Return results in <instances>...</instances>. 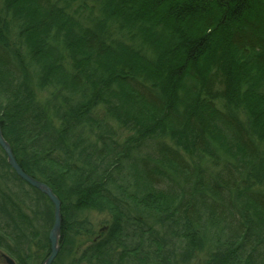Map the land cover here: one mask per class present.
I'll return each instance as SVG.
<instances>
[{
  "label": "trees",
  "instance_id": "obj_1",
  "mask_svg": "<svg viewBox=\"0 0 264 264\" xmlns=\"http://www.w3.org/2000/svg\"><path fill=\"white\" fill-rule=\"evenodd\" d=\"M184 1L192 26L164 0H0V123L61 201L51 264H264V13ZM53 222L0 147V250L43 264Z\"/></svg>",
  "mask_w": 264,
  "mask_h": 264
},
{
  "label": "water",
  "instance_id": "obj_2",
  "mask_svg": "<svg viewBox=\"0 0 264 264\" xmlns=\"http://www.w3.org/2000/svg\"><path fill=\"white\" fill-rule=\"evenodd\" d=\"M0 147L4 150L7 155L8 163L11 168L16 172V174L27 182L29 185L39 189L41 192L46 194L50 201L53 204L54 211V223L49 232V240H50V253L48 258L45 260L44 264H51L53 258L57 255L58 252V236L61 228V201L59 198L52 192V189L47 186L45 183L35 179L34 177L27 174L22 167L17 163L15 156L11 150L10 144L5 140L1 131L0 125ZM5 261L7 264H15L14 260L5 255Z\"/></svg>",
  "mask_w": 264,
  "mask_h": 264
},
{
  "label": "rangeland",
  "instance_id": "obj_3",
  "mask_svg": "<svg viewBox=\"0 0 264 264\" xmlns=\"http://www.w3.org/2000/svg\"><path fill=\"white\" fill-rule=\"evenodd\" d=\"M151 1H154V0H150V2ZM173 0H164V2H163V4L165 5V7H166V10H165V12L168 14L169 13V15H170V13H175V11H177V9H170V8H168V7H170V4L172 3H174V4H178L179 5V3H180V0H176L177 2H172ZM184 1V0H183ZM194 0H191V2H193ZM202 0H200L199 2H201ZM185 2V1H184ZM261 3H262V0H254V7H255V11H256V13L258 14V15H260L261 13H264V10H263V8H262V6H261ZM164 12V13H165ZM167 14H166V17L168 18V19H170L168 16H167ZM192 14H190V15H188L189 16V18H186L185 20H187V21H190V23H188V24H190V26H192L193 25V22L191 21V19H193V20H196L195 19V17L193 18L192 16H191ZM171 16V15H170ZM187 16V17H188ZM172 17V16H171ZM173 19H175V22L176 23H180V22H182V23H184V24H186L187 22H185V20H183L184 18L183 17H180V18H176V17H172ZM192 22V23H191ZM181 25H183V24H181ZM1 131H2V128H1ZM4 254H6L4 251H1L0 250V260L4 263L5 262V260L3 259L4 258ZM193 264H202V261L200 260V259H196L195 261H194V263Z\"/></svg>",
  "mask_w": 264,
  "mask_h": 264
},
{
  "label": "bare ground",
  "instance_id": "obj_4",
  "mask_svg": "<svg viewBox=\"0 0 264 264\" xmlns=\"http://www.w3.org/2000/svg\"><path fill=\"white\" fill-rule=\"evenodd\" d=\"M18 163V162H17ZM16 173V172H15ZM27 183V182H26ZM98 228H100L99 229V231L100 232H103V231H105L106 229H107V227L104 225V226H101V227H98ZM50 241V240H49ZM48 256H49V254L47 255V257L45 258V260L48 258ZM45 260L43 261V264H44V262H45ZM53 260H54V258H53ZM53 260H52V262H53ZM51 262V263H52Z\"/></svg>",
  "mask_w": 264,
  "mask_h": 264
}]
</instances>
